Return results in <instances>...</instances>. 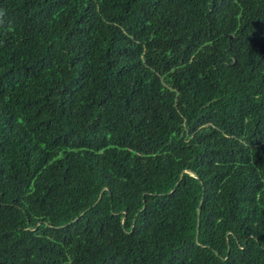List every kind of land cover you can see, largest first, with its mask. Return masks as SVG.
<instances>
[{
    "label": "trees",
    "instance_id": "trees-1",
    "mask_svg": "<svg viewBox=\"0 0 264 264\" xmlns=\"http://www.w3.org/2000/svg\"><path fill=\"white\" fill-rule=\"evenodd\" d=\"M0 264H264V0H0Z\"/></svg>",
    "mask_w": 264,
    "mask_h": 264
},
{
    "label": "water",
    "instance_id": "water-1",
    "mask_svg": "<svg viewBox=\"0 0 264 264\" xmlns=\"http://www.w3.org/2000/svg\"><path fill=\"white\" fill-rule=\"evenodd\" d=\"M191 174H192V175H194V173H193V172H191Z\"/></svg>",
    "mask_w": 264,
    "mask_h": 264
}]
</instances>
